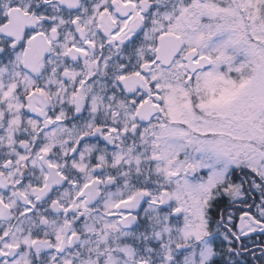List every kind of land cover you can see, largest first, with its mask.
<instances>
[{
  "label": "snow or ice",
  "instance_id": "snow-or-ice-1",
  "mask_svg": "<svg viewBox=\"0 0 264 264\" xmlns=\"http://www.w3.org/2000/svg\"><path fill=\"white\" fill-rule=\"evenodd\" d=\"M0 264H264V0H0Z\"/></svg>",
  "mask_w": 264,
  "mask_h": 264
}]
</instances>
